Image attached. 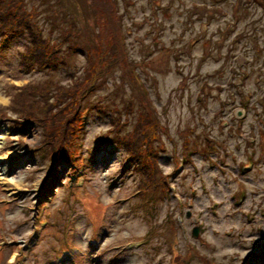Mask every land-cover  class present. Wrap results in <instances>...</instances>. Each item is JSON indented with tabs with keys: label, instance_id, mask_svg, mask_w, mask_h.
Segmentation results:
<instances>
[{
	"label": "rangeland",
	"instance_id": "1",
	"mask_svg": "<svg viewBox=\"0 0 264 264\" xmlns=\"http://www.w3.org/2000/svg\"><path fill=\"white\" fill-rule=\"evenodd\" d=\"M25 1L44 40L59 44L56 48L66 63L56 69H28L19 55L28 37L3 41L0 36V110L7 117L17 116L18 122L0 118V202L8 204L0 205V239L5 244L14 240L4 248V256L0 253L1 264H173L176 254L185 256V264H252L253 254L264 251L261 2ZM110 43L103 54L101 44ZM73 46L86 54L91 51V63ZM101 57L115 60L99 77V85L87 90L90 66ZM128 66L148 92L143 101L169 135H160L155 146L144 151L142 172L146 174L158 158L159 175H172L166 197L153 202L147 196L151 186L141 184L135 195L136 178L125 169L123 151L100 140L112 128L111 121L128 109L125 103L113 118L109 112L117 107L103 103L113 96L118 104L136 97L126 82ZM101 67L102 63L97 66ZM54 83L66 87L56 105L59 89ZM25 84L36 87L30 98L50 105L49 118L70 116L81 122L83 136L72 139L74 149L83 153L76 172L69 174L68 164L55 172L52 160L33 153L40 135L42 146L52 145L53 138L44 129L50 119L43 118L40 124L8 106L13 105L17 87ZM20 118L31 122L20 124ZM125 119L123 115L121 120ZM135 123L132 115L122 135L132 133ZM135 136L137 132L130 138ZM186 151L189 154H182ZM181 159L184 164L179 166ZM52 178L55 183L50 187ZM167 221L177 226L175 233ZM46 222L37 241L33 224L41 228ZM194 226H199L196 236L191 233ZM71 239L79 252H71ZM195 249L206 261L194 254ZM61 253L69 254L59 259ZM76 253L81 256L70 263ZM254 264H264V259Z\"/></svg>",
	"mask_w": 264,
	"mask_h": 264
},
{
	"label": "trees",
	"instance_id": "2",
	"mask_svg": "<svg viewBox=\"0 0 264 264\" xmlns=\"http://www.w3.org/2000/svg\"><path fill=\"white\" fill-rule=\"evenodd\" d=\"M26 1L25 0H0V26L1 28L5 27H11L16 29V32L18 34L23 33L27 34L29 37V43L26 45V50L23 53L24 57L27 59V61L30 64L36 63L40 64L44 61H46L48 58H57L58 55L53 53V49L50 45L47 44V42L42 37L40 29L37 26V21L33 20L32 14L28 12L25 9ZM38 27V28H37ZM112 45V43L108 45H103V54L105 52H108L109 47ZM101 46H99V49L102 51ZM75 47V46H74ZM78 51L85 53L83 48L80 47L76 48ZM51 54V55H49ZM86 54V53H85ZM86 57L90 60L91 63V51L86 54ZM115 60V57L112 59H104L103 57L98 58L97 60H93L92 65L90 66V76L88 78V81H92L96 78L97 75L103 74L105 72H108V70L111 67V64ZM34 61V62H33ZM102 63L103 67L100 68V70L94 75L95 69L97 66ZM106 65V70L104 69ZM115 67V64L112 66ZM111 69V72L113 70ZM84 71H86V68H83ZM126 76L128 78V81H126L128 84H131V87L133 89V92L135 93L136 97L131 98L125 101L115 102V98L110 97L107 101L104 102L105 105L110 106H116L118 110H113L111 108L109 114L114 116V112L119 113L124 108V105L126 103V106L128 107L127 113H123L117 116L116 119L112 122V128L115 130L117 122L121 120V117L124 115V118L127 117L125 120H121V125L124 126L129 123V118L133 115H136V122L134 126V131L130 134L122 135L120 133L121 128L119 130H115L112 133V136L114 137L116 142V145L122 147L125 151L128 153H131L135 156L136 161H138L137 164V171L143 176V180L141 181H150L152 182L155 187L157 185L162 187L160 175H159V167L157 163V159L153 160L151 164L148 167V171L145 174L141 171V164L144 165L143 161L145 159V153L144 151L151 150L152 147L155 146L154 142L159 139V135L161 132H166L165 128H163L156 117V114L151 111V107L146 106V103L143 101L146 99L145 95L141 93L139 88L136 86L133 78L131 77V74L126 71ZM26 88L19 89L17 95L13 97L12 99V108L16 111V113L21 116H29L28 118H34L39 123L40 120L45 118L47 121L50 119V125L47 129L46 126H44L45 132L47 135L51 136L53 138L52 143H57L60 139H67L70 136V133L73 131L77 124V119L67 116L64 118V116H51L50 118L47 116L46 112L48 111L47 108H49L50 105H39L40 98H30L31 97V90L34 88L36 90V87L33 85H26ZM54 86L59 89L56 90L55 98L57 101L54 103L56 105L62 98H60V94H64L62 91V88L58 83H54ZM60 87V88H59ZM49 91V87H46ZM29 92V93H28ZM39 95H41L40 91H37ZM115 94V92H114ZM113 94V95H114ZM65 95L64 97H66ZM60 98V99H59ZM73 98V96H72ZM70 101V100H69ZM67 101V103L69 102ZM66 103V104H67ZM71 103V102H70ZM39 105V107L37 106ZM52 105V104H51ZM76 109V106H74ZM150 110V111H149ZM77 112V111H76ZM130 112V114H128ZM39 114L44 115V117H40ZM3 116L5 114L3 113ZM32 116V117H30ZM64 120L62 123L58 120ZM153 122L156 123V125H153ZM41 124V123H40ZM60 124V125H59ZM67 124V127L66 125ZM137 132V138L131 137L130 135ZM141 133V134H140ZM125 137L127 139H125ZM53 148V146H50V150ZM144 157V158H143Z\"/></svg>",
	"mask_w": 264,
	"mask_h": 264
}]
</instances>
